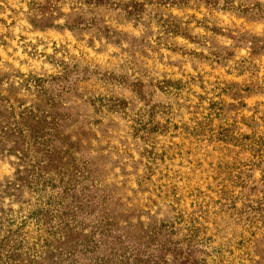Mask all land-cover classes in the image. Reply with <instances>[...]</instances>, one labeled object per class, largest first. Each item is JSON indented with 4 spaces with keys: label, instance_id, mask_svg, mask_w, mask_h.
<instances>
[{
    "label": "rangeland",
    "instance_id": "374dc122",
    "mask_svg": "<svg viewBox=\"0 0 264 264\" xmlns=\"http://www.w3.org/2000/svg\"><path fill=\"white\" fill-rule=\"evenodd\" d=\"M0 245L264 264V0H0Z\"/></svg>",
    "mask_w": 264,
    "mask_h": 264
},
{
    "label": "trees",
    "instance_id": "16d2710c",
    "mask_svg": "<svg viewBox=\"0 0 264 264\" xmlns=\"http://www.w3.org/2000/svg\"><path fill=\"white\" fill-rule=\"evenodd\" d=\"M34 179H37V180H40L41 179V176L40 175H38L37 177H33ZM31 179H32V177H31ZM38 183L40 182V181H37ZM13 231V230H12ZM14 233H16V230H14L13 231ZM13 235V234H12ZM14 240H15V238L14 239H12V242L14 243ZM11 244V243H10ZM0 248H1V245H0Z\"/></svg>",
    "mask_w": 264,
    "mask_h": 264
}]
</instances>
